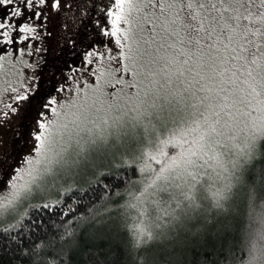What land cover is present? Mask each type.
<instances>
[{"label": "snow or ice", "instance_id": "6c2138e0", "mask_svg": "<svg viewBox=\"0 0 264 264\" xmlns=\"http://www.w3.org/2000/svg\"><path fill=\"white\" fill-rule=\"evenodd\" d=\"M71 7L0 0V264H264V0Z\"/></svg>", "mask_w": 264, "mask_h": 264}, {"label": "rangeland", "instance_id": "374dc122", "mask_svg": "<svg viewBox=\"0 0 264 264\" xmlns=\"http://www.w3.org/2000/svg\"><path fill=\"white\" fill-rule=\"evenodd\" d=\"M107 3V0H70V3L72 4V7L70 10L67 11L68 15V24L70 30L72 29V22L73 18L80 21L79 31L81 33L87 32L89 34V38L93 40H104L107 41L106 37H103L102 34H97L96 29L97 25L95 23V20L97 17H99L103 21V15L100 13L98 8L93 7V5H98L101 3ZM79 5V7H77ZM3 13V9L0 8V14ZM52 41L55 40V34L51 38ZM34 48L35 47H41V51L37 53L33 50L32 55L30 57L27 56V53L25 54V59L35 63L37 61H40V66L33 69L29 68L27 65H14L11 62H9V58L5 57V62L2 67H0V88H3L5 86V81L12 83L15 79H17V72H22L25 74H31L33 71L37 73H47L49 71V68L47 67V63L51 62L53 60V55L51 52V43H49V51L45 52L43 50V46L41 44L40 40H35L32 42ZM87 44V41H85V46ZM81 47V53L84 50V47ZM97 47H100V45H97ZM0 48H3L4 51L0 52V55H4L6 52H13L14 55L12 56V60H15L16 56L19 55L18 53H15V49H12L10 46H4L0 45ZM43 58V60H41ZM73 58L78 60L79 56L75 53L73 54ZM11 93H6L5 95H10ZM14 123V122H13ZM0 135L3 136V139L9 143V150H11V134L8 132L7 129L0 127ZM29 146L25 145L23 148H17V156L16 158H19V153L22 151H26ZM3 179V174L0 173V180Z\"/></svg>", "mask_w": 264, "mask_h": 264}, {"label": "trees", "instance_id": "16d2710c", "mask_svg": "<svg viewBox=\"0 0 264 264\" xmlns=\"http://www.w3.org/2000/svg\"><path fill=\"white\" fill-rule=\"evenodd\" d=\"M235 223H236V226H237L238 229L247 223V219H246V216L243 213V210H242L241 215H239L236 218Z\"/></svg>", "mask_w": 264, "mask_h": 264}]
</instances>
